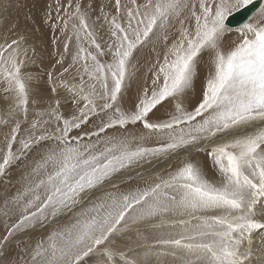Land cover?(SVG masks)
<instances>
[{
    "label": "snow or ice",
    "instance_id": "obj_1",
    "mask_svg": "<svg viewBox=\"0 0 264 264\" xmlns=\"http://www.w3.org/2000/svg\"><path fill=\"white\" fill-rule=\"evenodd\" d=\"M40 23L42 73L0 40V264H264V0H53Z\"/></svg>",
    "mask_w": 264,
    "mask_h": 264
},
{
    "label": "rangeland",
    "instance_id": "obj_2",
    "mask_svg": "<svg viewBox=\"0 0 264 264\" xmlns=\"http://www.w3.org/2000/svg\"><path fill=\"white\" fill-rule=\"evenodd\" d=\"M49 3H53V0H0V40L5 36L11 38H15L17 35L27 36L29 43L34 44L37 50V63L29 68V71L34 73H42L44 69L50 67V61L54 62L52 59L53 48L50 43L52 34L40 23ZM36 28H39L40 31L36 32ZM234 35L229 36L227 40L233 39ZM45 81L46 76L41 81V88L46 87ZM136 88L137 84L133 83L128 92L129 97L135 96ZM196 158L202 161L206 160L204 153H200ZM209 174L211 175V172ZM20 176L19 165L9 169L8 173L0 178V193H3L6 187L4 181H9L10 184L7 187L14 191L15 189L12 186L16 185ZM261 235H264V233L257 230V234L253 238L254 259L260 254V248L264 247L260 244Z\"/></svg>",
    "mask_w": 264,
    "mask_h": 264
},
{
    "label": "water",
    "instance_id": "obj_3",
    "mask_svg": "<svg viewBox=\"0 0 264 264\" xmlns=\"http://www.w3.org/2000/svg\"><path fill=\"white\" fill-rule=\"evenodd\" d=\"M245 19L244 14H239L229 20V24L232 26H237L239 23H241Z\"/></svg>",
    "mask_w": 264,
    "mask_h": 264
},
{
    "label": "bare ground",
    "instance_id": "obj_4",
    "mask_svg": "<svg viewBox=\"0 0 264 264\" xmlns=\"http://www.w3.org/2000/svg\"><path fill=\"white\" fill-rule=\"evenodd\" d=\"M234 36H235V35H234ZM199 88H200V82L198 81V82H197V85H196V91H198Z\"/></svg>",
    "mask_w": 264,
    "mask_h": 264
}]
</instances>
